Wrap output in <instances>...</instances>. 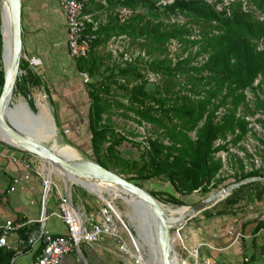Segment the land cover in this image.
Returning <instances> with one entry per match:
<instances>
[{"label":"rangeland","instance_id":"rangeland-1","mask_svg":"<svg viewBox=\"0 0 264 264\" xmlns=\"http://www.w3.org/2000/svg\"><path fill=\"white\" fill-rule=\"evenodd\" d=\"M172 1L138 0L136 7L133 9L124 5L120 0H111L110 3L107 0H87L86 3L92 18L100 24L108 18H114V16L121 20L137 13L141 21L155 22L158 20L162 22L164 28L179 26L186 31L183 36L188 38L198 39L204 30H215V23L212 21H204L183 15L177 10H170L167 4ZM206 1L219 8L221 4L226 3L228 0ZM98 3L104 4L105 7H98ZM241 4L243 7L251 9L255 16L264 18V14L254 9L249 0H242ZM200 45V41L191 43L180 41L177 38H170L164 43L163 48H157L154 43L144 37L110 35L106 40L100 41L89 48L84 58L87 64L93 62L94 71L90 75L86 69L81 70L83 72L81 76L85 80H81L80 85L75 83L70 87V79L65 77V80L62 79L63 81L59 83L60 85L49 83L50 89L44 87L43 90L40 86L31 87L34 85V81L27 72L28 68L25 64L19 66L21 69L20 76L25 82L27 91H29L32 110L34 112L39 111L38 101L46 103L53 122L64 140L80 150L86 158L95 160L89 143V129L86 118L88 94L85 82L101 79L102 82L109 83L107 96L122 102H126L125 99L120 98V94L124 92L123 87L128 89L132 84L141 85L143 90L153 96L172 97L175 92H185L193 96L204 95V89L208 85L205 84L204 79L196 78L191 73L190 67L201 61L205 54H198L188 63L182 62L184 57H192L195 50L200 48ZM257 48H261L260 43H258ZM1 54L0 32V70L3 75V69L5 68ZM125 63L133 65L134 68L128 67L124 75L116 73L117 69ZM150 65L153 66V69ZM109 72H112V75H108ZM60 78H63L62 75ZM258 78L257 75L245 85V97L236 107V113L246 118L249 129L241 139L233 144L230 143L232 134L226 135L224 139V141H228L226 149L213 153L214 157H219L221 160L219 170L204 185V190L196 189L189 194L179 195L183 200V204L173 203L169 200V193L175 196H177V193L164 175L144 178L134 170L119 172L117 168L107 166V168L122 174L128 180L145 189L157 201L172 207L193 204L208 194L241 178L259 177L240 184L218 199L211 200L200 210L188 215L169 229L173 248L178 254L180 264H193L194 261H196V264H226L224 261L215 259L213 249L208 246H205V257L199 249L196 257L189 254L187 250L194 247L192 243L195 241V237L204 241L215 242L219 240L223 244L227 243L234 237V231L240 227L243 221L245 222L264 207V126L256 121V118H261V114L255 107L256 97L264 98V81L261 85H258ZM12 93L14 100L18 98L26 100L24 87L18 80L17 75ZM222 94L223 92L214 99V104L211 105L214 114L221 111L229 103V97H223ZM109 116L114 131L123 136V140L115 147L118 153L128 160L139 161L140 158H144L143 152L148 148V137L159 136L160 128L149 122L141 121L138 123L134 121L132 119L133 114L129 109L114 104L109 109ZM188 133L191 136L193 135V131ZM162 141L166 142L164 138ZM215 142L216 139L213 142L214 145ZM15 149L18 150L15 158L21 163L22 160L28 162L27 172L40 182V185L42 179H45L47 174L50 175L51 181L48 188L46 207L55 187L63 189L64 184L68 183L72 199L80 210L92 212L96 216L99 215L97 212L100 208L107 210L112 218L111 227L114 234H101L97 238L98 242L108 249L110 257L112 256L110 260L113 262L109 260L107 264H135V257L140 261V264H144V260L148 256V250L145 246L139 247L137 231L126 220V218L133 216L129 204L116 197L112 199L115 207L113 208L112 204L106 203L82 186L68 182L58 173L57 169L51 164L48 166L39 156ZM99 153L102 155V151ZM134 216L136 224L139 225L137 215ZM167 217L169 222L175 221L174 218ZM245 224L244 229L242 228L243 233L249 232L247 227L251 225L248 221ZM140 230L143 233L145 232L143 226H140ZM259 238L264 240L263 233L260 234ZM237 239L245 240L242 235H237ZM120 245L124 248L123 250ZM242 245L246 256L250 253L254 255L258 253L253 239L248 238L247 241H242ZM114 259H116V263H114Z\"/></svg>","mask_w":264,"mask_h":264},{"label":"trees","instance_id":"trees-1","mask_svg":"<svg viewBox=\"0 0 264 264\" xmlns=\"http://www.w3.org/2000/svg\"><path fill=\"white\" fill-rule=\"evenodd\" d=\"M120 1L130 9L135 8L138 2ZM86 2L87 0L83 2V11L87 12L89 8ZM107 2L110 3L111 0ZM241 2L242 0H228L219 8L206 0H173L167 4L170 10L215 23V30H204L198 39L183 36L186 31L179 26L164 28L158 20L141 21L137 13L121 20L114 16L99 24L96 29L97 36L90 47L106 40L110 35L119 34L144 37L157 48H163L170 38L191 43L200 41V48L195 50L192 57H184L182 62L188 63L193 57L204 53L203 59L191 66L190 71L196 78L204 79L208 87L204 89V95L193 96L185 92H175L172 97H164L153 96L143 90L141 85L132 84L128 89L123 87L124 92L120 94V98L126 102H122L107 96L109 83H104L101 79L85 82L88 94L86 118L90 150L97 163L117 168L119 172L134 170L144 178L164 175L177 193V196L168 194L173 203L183 204L180 196L196 189L204 190V185L214 177L221 166L220 158L214 157L213 153L217 149L225 150L228 143L225 140L214 145V140H224L227 134H232L230 143L233 144L243 137L249 127L246 118L236 113V107L245 97L244 87L247 83L257 75L258 85L264 81V18L255 16L252 10L243 7ZM249 2L254 9L264 14V0ZM97 5L105 7L104 4ZM258 43L261 44L260 49L257 48ZM23 64L24 61L20 59L19 66ZM75 65L79 70L86 69L90 75L94 71L93 62L87 64L84 57L76 58ZM130 66L134 68L133 65L125 63L116 73L124 75ZM150 67L153 69V66ZM27 72L32 75L30 70ZM108 75H112V72ZM31 77L36 80L34 76ZM18 80L22 83L26 95L27 88L23 78L18 76ZM2 81L0 70V87ZM222 92L223 97H229V103L214 114L211 105ZM26 101L32 109L29 96H26ZM112 104L129 109L134 121L149 122L161 130L159 136L148 137V148L143 152L145 157L139 161L128 160L115 148L123 140V136L117 134L112 127L109 116ZM255 107L262 115L261 118H256V121L264 126V98L256 97ZM189 131H193L192 136ZM139 163L141 164L138 166ZM251 220L254 224L250 233L253 234L264 225V217L259 214ZM251 220L247 219L245 222ZM245 222L240 224V228ZM22 230L19 229L20 235L27 238V233ZM258 248L264 253V240ZM12 255L13 250L0 248V264H10ZM244 256L246 259L242 258L241 264H258L255 263L253 253ZM262 261L264 262V259Z\"/></svg>","mask_w":264,"mask_h":264},{"label":"crops","instance_id":"crops-1","mask_svg":"<svg viewBox=\"0 0 264 264\" xmlns=\"http://www.w3.org/2000/svg\"><path fill=\"white\" fill-rule=\"evenodd\" d=\"M20 7L21 53L33 56L32 66L29 67L24 62L32 74L30 76L36 78L31 87L40 86L43 90L44 87L50 89L49 83L60 85L59 83L65 77H69L70 87L75 83L80 85L83 78L78 73L75 60L68 56L64 19L56 0H21ZM61 75L63 78H60ZM17 151L15 147L0 142V218L26 220L27 222L21 228L27 233V238L20 235V228L12 231L7 236L8 246L3 249L13 250L10 264H32L40 245V233L58 234L64 231V226L55 213L58 201L57 191L61 188L55 187L47 207L46 197L44 208L46 217L42 221L39 220L42 184L40 185V182L35 180L15 158ZM44 202L43 198V205ZM259 214L260 217H264V207L249 219ZM249 222L251 224L247 227L249 232L243 233L242 228L244 229L245 224L234 231V237L227 243L223 244L219 240L204 241L195 237L192 246H196L203 257H205V246H208L213 249L215 259L224 261L226 264H241V259L245 255L242 241L250 238L255 241L258 249L255 263L264 264L258 248L263 242L259 238L263 232L257 230L253 234L250 233L254 222L252 220ZM237 235H242L245 240H238ZM108 253V249L98 240L91 243L79 242L76 249L63 253L56 264H107L112 257ZM115 260L114 263H116Z\"/></svg>","mask_w":264,"mask_h":264},{"label":"bare ground","instance_id":"bare-ground-1","mask_svg":"<svg viewBox=\"0 0 264 264\" xmlns=\"http://www.w3.org/2000/svg\"><path fill=\"white\" fill-rule=\"evenodd\" d=\"M0 9L2 23H0V32L3 37L1 56L5 68L3 70L7 72L10 68L12 58V37L7 0H0ZM12 87L13 85H11L9 94H5L3 97L2 106L0 108V114L2 116H7V118L15 125L22 126L24 128L26 127L28 131L27 133L32 139H34L42 148L57 154L63 161L72 164L79 170H84L85 172H92L93 170H96L90 162L91 158H86L80 150L65 141L60 135L46 103L38 101L39 111H31L22 98H18L17 100L13 99ZM31 118H34V121H31ZM0 140L11 143L23 151L27 150V147L24 144L14 139L6 132L1 122ZM49 164L58 170L52 162ZM58 173H60L68 182L76 183L87 189L89 192L95 194L106 203L112 204L113 208L115 207L112 203V199L116 197L122 199L130 206L133 203L138 204L141 218L145 223V232L143 233L140 230V226L144 224L140 223L141 219L139 220V225L138 223L136 224L134 219V215L136 214L133 210V216L126 218V220L131 223L137 231V241L139 247H147L148 256L145 258L144 264H160L157 239V230L160 228L158 215L161 213L167 222H169V218L167 216L177 220L188 211L186 205H180V207L166 206L157 200L156 205H154L136 196L130 190H127L104 177L80 178L60 170H58ZM44 181L46 187H48V184L51 181L50 175L47 174ZM64 187V190H68L69 184H64ZM168 246L170 264H180L178 254L173 248L171 235ZM121 248L124 249L123 247ZM191 255L196 257L194 252H192ZM193 264H196V261H194Z\"/></svg>","mask_w":264,"mask_h":264},{"label":"built area","instance_id":"built-area-1","mask_svg":"<svg viewBox=\"0 0 264 264\" xmlns=\"http://www.w3.org/2000/svg\"><path fill=\"white\" fill-rule=\"evenodd\" d=\"M84 1L85 0H56L64 19L67 53L69 58L74 60L87 55L91 43L97 36L96 29L100 24L96 19L92 18L90 12L83 11ZM120 35L123 34H119L118 36ZM20 57L27 66H32V55L26 56L21 53ZM78 73L80 75L83 74L81 70L78 71ZM20 74L21 69L19 67V75ZM83 80L85 79L83 78ZM223 141V139L216 138L215 144L222 143ZM219 150L223 149H217L216 151ZM22 166L28 171V162L22 160ZM41 184L42 199L39 220L42 221L46 217L44 208L49 184L48 187H46L44 179H42ZM43 198L45 200L44 205L42 203ZM57 200L55 213L60 218L64 226V231L58 234H49L47 232L40 233V245L32 264H56L63 253L76 249L79 242L91 243L97 240L101 234H114V230L111 227V215L105 208L99 209L97 212V214H99L98 216L92 212H83L73 201L70 189L66 191L61 188L57 191ZM26 222V220L0 218V248L7 247L8 234L21 228ZM258 230H261L264 234V225ZM187 252L189 254L194 252L197 255V247L194 246L190 250H187ZM260 256L264 259V253H261ZM245 259L246 257L244 256L243 260ZM134 262L135 264H140V261H138L136 257Z\"/></svg>","mask_w":264,"mask_h":264},{"label":"water","instance_id":"water-1","mask_svg":"<svg viewBox=\"0 0 264 264\" xmlns=\"http://www.w3.org/2000/svg\"><path fill=\"white\" fill-rule=\"evenodd\" d=\"M8 4V11H9V22H10V31H11V37H12V58H11V65L7 72L3 70V81L0 87V108L2 106L3 97L5 94H9L11 90V85L14 84L16 75H19V59L21 56V25H20V6H21V0H7ZM11 75V78H10ZM26 96H29V91H27ZM25 104L27 107L33 111L26 100ZM31 121H34V118H31ZM0 122L3 125L6 132L11 135L14 139L18 140L22 144H24L27 147V152L35 154L42 158L49 166V163H53L58 170L65 171L66 173H70L73 176L80 177V178H86V177H104L113 183H116L117 185L130 190L133 194L136 196L156 205V199L145 189L137 185L136 183L132 182L131 180H128L125 176L122 174L115 172L114 170L107 168L105 166L100 165L95 160L90 159V162L93 167L96 168V170H93L92 172H85L84 170H79L74 165L69 164L65 161H63L61 158L58 157L57 154H54L50 150H46L42 148L34 139H32L28 135L27 128L18 126L13 124L7 116H2L0 114ZM1 142H4L0 140ZM10 146H13L17 149V146L4 142ZM21 150V149H20ZM259 178L258 176H250V177H244L241 178L235 182H232L230 184L225 185L224 187L208 194L204 198L198 200L197 202L190 204L187 206L188 211L182 215L179 219L175 220L174 222H167L164 218V216L159 213L158 219L160 221V228L157 230V239H158V253H159V261L160 264H170V255H169V239H170V233L169 229L179 223L180 220L185 219L188 217V215L193 214L194 212L200 210L202 207H204L208 202L214 199H218L225 194H227L229 191H231L233 188L239 186L240 184L255 180ZM222 195V196H221ZM133 212L137 215L138 219L140 220V223H144V221L141 218L140 211H139V205L136 203H133L132 205ZM143 228L145 227V223L142 225ZM141 226V227H142Z\"/></svg>","mask_w":264,"mask_h":264}]
</instances>
